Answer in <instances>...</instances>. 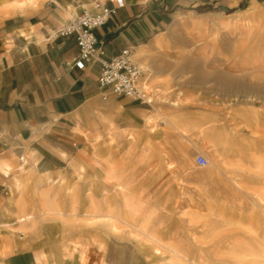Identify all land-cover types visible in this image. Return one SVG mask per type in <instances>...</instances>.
<instances>
[{
    "label": "rangeland",
    "instance_id": "374dc122",
    "mask_svg": "<svg viewBox=\"0 0 264 264\" xmlns=\"http://www.w3.org/2000/svg\"><path fill=\"white\" fill-rule=\"evenodd\" d=\"M153 1L166 24L132 53L152 97L141 122L96 109L88 141L84 108L70 166L12 176L0 225L71 244L95 226L150 264H264V0ZM48 2L0 0V26Z\"/></svg>",
    "mask_w": 264,
    "mask_h": 264
},
{
    "label": "crops",
    "instance_id": "0c3cea01",
    "mask_svg": "<svg viewBox=\"0 0 264 264\" xmlns=\"http://www.w3.org/2000/svg\"><path fill=\"white\" fill-rule=\"evenodd\" d=\"M93 1L50 0L31 18L0 26V198L16 174L56 177L70 166L83 143L84 108L88 141L96 138V109L115 113L112 122L124 126L139 124L148 110L127 97L105 100L98 61L75 64L76 36L60 30ZM126 1L95 31L107 59L122 48L141 46L166 24L155 14L153 0ZM86 238L78 244L28 241L3 224L0 264H150L130 241L101 228L89 227Z\"/></svg>",
    "mask_w": 264,
    "mask_h": 264
},
{
    "label": "built area",
    "instance_id": "2783aa9c",
    "mask_svg": "<svg viewBox=\"0 0 264 264\" xmlns=\"http://www.w3.org/2000/svg\"><path fill=\"white\" fill-rule=\"evenodd\" d=\"M112 1L113 5L110 6L101 0H94L60 32L75 34L80 50L79 57L75 59L77 66L84 67L85 60L89 59H94L101 64L99 83L104 89V99L111 93L150 105L152 97L142 85V70L132 58V48H122L116 55L107 59L105 58L104 45L100 43L95 32L110 19L117 8L124 5L123 0ZM195 160L197 165L201 167H206L209 164V160L203 154H197Z\"/></svg>",
    "mask_w": 264,
    "mask_h": 264
},
{
    "label": "bare ground",
    "instance_id": "6f19581e",
    "mask_svg": "<svg viewBox=\"0 0 264 264\" xmlns=\"http://www.w3.org/2000/svg\"><path fill=\"white\" fill-rule=\"evenodd\" d=\"M25 217H26V216H25ZM25 217H24V216H23V217H20L18 221H20V222H21V221H24V220H26V218H28V219H29V216H28V217H26V218H25ZM28 221H29V220H28Z\"/></svg>",
    "mask_w": 264,
    "mask_h": 264
}]
</instances>
